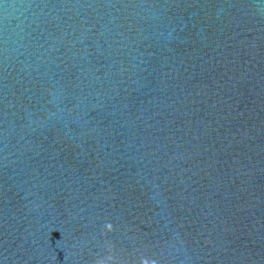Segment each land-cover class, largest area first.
<instances>
[{"label":"water","instance_id":"1","mask_svg":"<svg viewBox=\"0 0 264 264\" xmlns=\"http://www.w3.org/2000/svg\"><path fill=\"white\" fill-rule=\"evenodd\" d=\"M0 264H264V0H0Z\"/></svg>","mask_w":264,"mask_h":264}]
</instances>
